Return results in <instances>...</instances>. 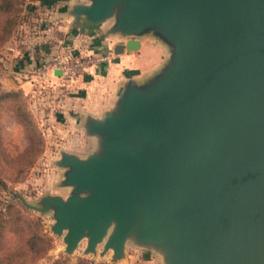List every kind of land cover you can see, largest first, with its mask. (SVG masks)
<instances>
[{"label": "water", "instance_id": "95a60500", "mask_svg": "<svg viewBox=\"0 0 264 264\" xmlns=\"http://www.w3.org/2000/svg\"><path fill=\"white\" fill-rule=\"evenodd\" d=\"M115 10L111 31L130 36L114 53L137 50V35L153 30L171 60L153 90L130 83L105 121L87 124L103 151L87 163L64 156L74 159L70 195L29 206L54 210L68 252L84 236L88 251L107 237L116 255L141 220L139 236L166 247L169 264H264V0L76 7L92 23ZM130 131L146 140L135 151L119 137Z\"/></svg>", "mask_w": 264, "mask_h": 264}, {"label": "rangeland", "instance_id": "374dc122", "mask_svg": "<svg viewBox=\"0 0 264 264\" xmlns=\"http://www.w3.org/2000/svg\"><path fill=\"white\" fill-rule=\"evenodd\" d=\"M31 4V0H24L19 13L20 18L13 34L20 29L22 24H27L29 22L28 19H31L29 16V10L31 9L29 6ZM108 32H112L111 28L103 30L105 34ZM103 33L100 35L105 36ZM7 41L0 50L6 51L8 49L10 43ZM105 50H107V48L104 49V47L101 46L99 51ZM101 67L102 68H100V65L95 66L87 72L93 77L98 76L97 83L92 85V89H96V87L99 86L101 75L105 72L103 65H101ZM2 69L5 70V74H0V92L10 90L11 88L20 91V100L36 122L44 138L43 151L36 157L32 165L25 168L17 180H12L10 175L16 173L19 167V162H16L17 160L15 159L27 147L29 142L24 125L19 121L14 112L13 101L0 102V176L5 182V184H0V205L8 201L19 200L27 206H42L40 197L44 194L50 195L60 193L63 194V196L69 194V192H71V187L63 186V183L67 176L74 171V159L64 156L66 154L76 155L80 153V156H76L87 163L89 159H86L87 156H85V154L88 150L92 149V152L97 154L103 151L102 138L94 134L92 135L93 137H89L87 124L91 120L97 122L105 121L107 116L112 113L111 111L115 109L119 98L123 95L127 85L130 83L138 85L143 84V88L141 89L142 92L144 90H153L159 82L155 78L161 72V70L153 71L149 77L140 81V83L135 82L132 78H128L122 83L118 90L113 106L97 114L94 111H90L89 107H87V105L85 106V102L83 101L85 98H78L81 97V95L73 90L77 88V86L80 87V85H77L79 84L78 82L74 84L72 89L73 97L67 93V95H69L68 97L71 98H69L68 101L64 100L62 102L60 99H63L64 96H60V93L63 89H67L63 88L60 83H38L30 81V85L27 88L12 87L10 83L5 80V77H11L10 75L12 74L9 70V66L0 67V70ZM83 90H85V87H83ZM74 100H78V102ZM63 103L74 107H68L62 112L60 107ZM75 103L82 105L83 109L75 107ZM139 134L140 133L135 131H130L123 134L120 133L119 137L126 148L135 151L146 141L144 136L142 137L141 134ZM30 208L33 212L42 217L46 230L55 238L54 247L49 252L52 256H57L60 253L68 254L73 257L85 256L95 263L102 264H169L166 258V247L160 246V244L155 241L146 240L139 236L138 231L141 227V220L136 222L126 235L125 240L127 243L125 249L116 255L112 247L104 248L105 238L96 245L95 250L88 251L86 249V239H82L75 248L68 252L66 251V242L64 241L65 230L55 234L51 232L52 222L53 220L55 221L54 210L42 214L37 209L33 207ZM144 219L149 220L147 217ZM113 227V222H111L107 227V233H110ZM43 260L41 262H43Z\"/></svg>", "mask_w": 264, "mask_h": 264}, {"label": "crops", "instance_id": "0c3cea01", "mask_svg": "<svg viewBox=\"0 0 264 264\" xmlns=\"http://www.w3.org/2000/svg\"><path fill=\"white\" fill-rule=\"evenodd\" d=\"M31 3L29 6L31 7L29 10L31 19H28L27 24H22L20 29L7 41L13 47V50H0V67L9 66L12 74L11 77H5V80L12 87L27 88L31 81L28 78L27 71L40 60L48 57L52 46L58 42L68 43L77 51L91 52L99 51L101 46L104 49L107 48V50L113 49L115 43L124 41L130 36L118 31L103 33V30L110 29L116 24L117 9L111 16L96 23L89 22L84 12L76 11L77 5L87 6L92 4V0H31ZM101 33L105 36H101ZM137 36L140 39V46L137 50L115 54L108 62L100 64V68L103 65L105 72L101 75L100 84L96 89H92V85L97 83L98 76L93 77L85 73L73 82L61 85L67 90L63 89L60 93V96H64L60 100L62 102L64 100L68 101L69 98L73 97L72 89L74 84L78 82L77 85H80V87L77 86L73 90L81 95L78 98H85L83 101L90 111L98 114L113 106L118 90L125 80L132 78L135 82L140 83V81L149 77L153 71L161 70L169 64L173 54V47L169 42H166L161 35L153 32V30H144ZM0 74H5V70H0ZM83 87H85V90H83ZM67 93L71 97H68ZM74 101L78 102V100ZM68 107L74 106L63 103L60 110L63 112ZM75 107L83 109V106L77 103H75ZM92 135L89 134L88 136ZM91 152L92 149L88 150L85 156H88ZM79 154L76 155L80 156ZM63 186L71 187L72 190L71 185L64 184ZM45 195H42L40 200ZM50 195H59L65 199L70 195V192L64 196L60 193ZM37 210L42 214L53 211L52 208L43 212ZM54 222L53 220L52 223ZM51 232L55 234L52 229ZM104 238L107 239V237ZM82 239H86L87 244L88 238L84 236L79 242Z\"/></svg>", "mask_w": 264, "mask_h": 264}, {"label": "trees", "instance_id": "16d2710c", "mask_svg": "<svg viewBox=\"0 0 264 264\" xmlns=\"http://www.w3.org/2000/svg\"><path fill=\"white\" fill-rule=\"evenodd\" d=\"M23 2L24 0H0V48L13 34ZM19 92L14 88L0 92V102L13 101L14 112L24 125L29 142L15 159L19 162V167L16 173L10 175L12 180H17L25 168L32 165L44 146L41 131L25 109ZM0 184H5L1 176ZM54 244L55 238L46 230L42 217L26 204L12 200L0 205V264H102L85 256L73 257L64 253L52 256L49 252Z\"/></svg>", "mask_w": 264, "mask_h": 264}, {"label": "built area", "instance_id": "2783aa9c", "mask_svg": "<svg viewBox=\"0 0 264 264\" xmlns=\"http://www.w3.org/2000/svg\"><path fill=\"white\" fill-rule=\"evenodd\" d=\"M7 50H13L8 46ZM113 49L105 51H77L68 43L58 42L52 46L48 57L30 68L28 78L38 83L58 82L60 85L73 82L91 68L108 62L115 56ZM59 71L57 73L56 71Z\"/></svg>", "mask_w": 264, "mask_h": 264}]
</instances>
